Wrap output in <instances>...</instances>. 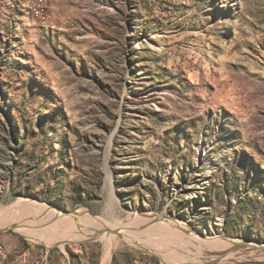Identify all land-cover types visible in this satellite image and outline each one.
<instances>
[{
    "label": "rangeland",
    "instance_id": "obj_1",
    "mask_svg": "<svg viewBox=\"0 0 264 264\" xmlns=\"http://www.w3.org/2000/svg\"><path fill=\"white\" fill-rule=\"evenodd\" d=\"M32 200L264 244V0H0V219ZM41 221L0 264H168Z\"/></svg>",
    "mask_w": 264,
    "mask_h": 264
},
{
    "label": "bare ground",
    "instance_id": "obj_2",
    "mask_svg": "<svg viewBox=\"0 0 264 264\" xmlns=\"http://www.w3.org/2000/svg\"><path fill=\"white\" fill-rule=\"evenodd\" d=\"M49 210L55 213L60 223L73 230L77 240L107 239V246H109V242L116 239V237L124 240L128 239L130 245H140L153 249L168 264H211L223 259L237 261L250 257L249 254L252 255L253 253L255 254L254 258L264 260V250L260 248L239 249L220 258L210 256L208 253V257L206 255L207 251L227 250L240 240L227 239L221 236L202 237L198 231L185 224L182 220H168L160 214H142L139 219L137 218L138 220L134 217L137 220L134 223L126 220L117 221L119 219L112 221L101 219L98 221L84 209L66 213L53 206L32 200L22 206L11 209L9 215L1 218L0 229L25 230L31 223L38 224V222H42L41 216ZM135 219L134 221H136ZM108 229L115 231L110 232ZM130 238H138V241L133 244ZM252 244L258 245L256 242ZM203 258L207 259L206 263L202 262Z\"/></svg>",
    "mask_w": 264,
    "mask_h": 264
},
{
    "label": "water",
    "instance_id": "obj_3",
    "mask_svg": "<svg viewBox=\"0 0 264 264\" xmlns=\"http://www.w3.org/2000/svg\"><path fill=\"white\" fill-rule=\"evenodd\" d=\"M8 229H11V228H5V229L3 228V229H0V231H5V230H8ZM108 231L114 232L115 230L108 229ZM237 239H240V241L235 243L232 246V248L227 249V250H223V251H215V252L211 253L210 255L217 256L218 258H220V257H225L229 253L237 251L239 249H241V250H250L251 248H254V249H259L260 248L261 250H264V247H263L264 244H260L258 242H257L258 245L252 244L251 243L252 241L250 239H246V238H237ZM211 264H216V263H211Z\"/></svg>",
    "mask_w": 264,
    "mask_h": 264
}]
</instances>
